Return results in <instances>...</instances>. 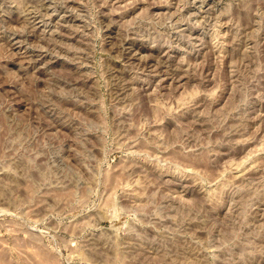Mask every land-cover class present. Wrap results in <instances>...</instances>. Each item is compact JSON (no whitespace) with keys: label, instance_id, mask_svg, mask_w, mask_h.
I'll use <instances>...</instances> for the list:
<instances>
[{"label":"rangeland","instance_id":"rangeland-1","mask_svg":"<svg viewBox=\"0 0 264 264\" xmlns=\"http://www.w3.org/2000/svg\"><path fill=\"white\" fill-rule=\"evenodd\" d=\"M0 264H264V0H0Z\"/></svg>","mask_w":264,"mask_h":264}]
</instances>
